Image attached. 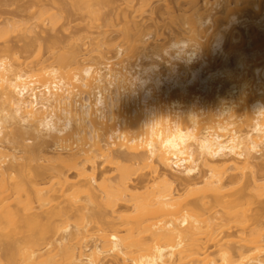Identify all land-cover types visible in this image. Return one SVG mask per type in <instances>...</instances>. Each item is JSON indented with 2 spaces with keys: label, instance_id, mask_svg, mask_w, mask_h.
Here are the masks:
<instances>
[{
  "label": "bare ground",
  "instance_id": "bare-ground-1",
  "mask_svg": "<svg viewBox=\"0 0 264 264\" xmlns=\"http://www.w3.org/2000/svg\"><path fill=\"white\" fill-rule=\"evenodd\" d=\"M250 5L260 12L241 14ZM75 6L101 19L91 0H76ZM195 6L187 38L159 47L160 54H143L133 64H125L123 59L114 63L116 67L107 62L101 67L80 68L72 54L62 50L54 55L53 64L41 65L52 79L35 86L27 80L37 75L20 68L11 78L13 64L7 57L0 58V99L6 105L0 108V204L11 200L13 193L28 214L34 200L52 201L40 186L53 178L77 191L86 185L61 178L63 172L55 166H38L43 154L75 169L78 180L86 177L87 162L106 156L111 163L124 159L148 168L169 184L150 188L145 180L134 182L128 168L116 163L118 176L105 179L103 203L117 213L118 222L113 223L110 237H102V243L95 246V259L81 251L66 259L41 260L43 246L54 234L52 223L37 213L24 218L8 204L11 209L0 210V221L8 218L9 234L20 232L22 237L14 250L3 246L0 238V251L14 253L7 257L9 261L264 264V258H257L264 257V205L251 214L244 207L247 189L252 184L260 186L255 179L224 181L229 168L252 166V152L264 156L262 0L217 1L216 12ZM142 32L137 21L125 15L120 30L123 44L114 59L145 48L147 35L143 37ZM163 56L166 59L161 64L158 60L163 61ZM39 75L43 78V73ZM74 82L84 90H76ZM20 151L24 163L19 168L6 166L8 157L16 158ZM159 167L180 173L185 181L183 194L176 192L175 180ZM201 167L207 169L205 180L194 181ZM227 183L238 187L226 192ZM143 189L145 195L139 193ZM88 190L94 193L92 184ZM121 203L128 204L129 215L120 213ZM95 218L92 213L90 219ZM232 228L242 233L241 241L253 247L254 258L248 259L241 249L235 255L220 248L224 236H232L226 234ZM246 229L252 232L250 237L243 236ZM65 232L58 243L73 233L69 228ZM207 242L219 247L218 257L205 250ZM188 257L192 260L186 263Z\"/></svg>",
  "mask_w": 264,
  "mask_h": 264
},
{
  "label": "rangeland",
  "instance_id": "rangeland-1",
  "mask_svg": "<svg viewBox=\"0 0 264 264\" xmlns=\"http://www.w3.org/2000/svg\"><path fill=\"white\" fill-rule=\"evenodd\" d=\"M91 1L93 7L100 11L101 19H96L87 10L75 6L76 0H0V58L7 57L13 64L10 77L12 78L22 68L31 76L37 75L27 80L34 82L35 86L50 81L52 78L48 73H44V70L42 71L41 65L48 67L53 64L54 55L62 50L71 53L78 61L80 68L90 65L95 68L101 67V63L107 62H111L112 67H116L114 63L123 59L125 64H133L143 54L149 56L160 54L159 47L187 38L190 18L193 16L195 5L207 11L213 9V12H216L219 10V7H216L217 1L224 2L225 0H210L208 3L203 0H198L197 3L191 0H179V2L177 0H115L113 4L107 3V0ZM231 1L234 2V0ZM168 5L171 7L170 11L167 9ZM262 8H264V0H262ZM259 12V9L254 5H250L241 14L255 16ZM125 15L129 20L134 18L137 21L143 30V37L147 35V41L143 45L146 47L141 46L132 54L115 60L116 51L123 44L120 30L124 24ZM216 27L217 25L210 34L215 31ZM226 44L225 42L224 48H226ZM153 58L157 59L155 56ZM162 58L163 61L158 60L161 64L164 63L166 57ZM147 61L150 59L143 60V63ZM39 73H43V78ZM73 84L77 86L76 90L79 92L84 90L80 84L76 82ZM0 108H6L3 99H0ZM74 146L71 145V147ZM121 154L125 155V153ZM252 155L251 167L240 164L239 169L229 168L224 175L225 182H228L230 178L241 181H254V179L257 181L260 187L252 184L247 189L248 196L244 202V207L250 214L264 205V156L255 151L252 152ZM51 157L49 154H43L38 161V166L44 169L55 166V170L63 172V174L59 173L61 178H68L71 183L85 182L86 185L77 191L70 185H60L59 180L53 178L50 182L40 186L45 197H49L52 201L47 200L40 203L34 200L33 209L29 210L28 214L22 210L20 204L16 203L17 196L13 193L11 200L0 204V210L9 209L10 207L7 205L10 204L16 211L21 212L24 218L37 213L45 219L48 218L52 223L55 229L54 234L43 246L41 260L62 257L66 259L81 251L94 259L96 258L94 255L95 246L102 243V237H110L113 232V223L118 222L117 213L103 203L107 185L105 179L118 176L116 163L120 162L128 168L129 175L134 182L140 179L145 180V185L150 188L157 185L169 186L167 182L156 178L148 168L133 165L132 161L124 159H116L114 163H111L106 156L97 157L94 163L87 162L84 171L86 177L78 180L75 177V169L61 165ZM23 163V153L20 151L16 158L8 157L6 166L12 165L19 168ZM159 168L161 172H167L170 178L175 180L176 192L183 194L186 188L180 173L175 168H169L166 171L163 167ZM200 172L201 174H198L194 181L203 182L205 180L207 169L201 167ZM107 183L110 182L107 181ZM90 184L94 187L92 194L88 190ZM227 185L226 192H231L238 187V184L229 185L227 183ZM2 186L0 178V187ZM146 191L143 189L139 193L145 195ZM74 201H77L76 204H73ZM120 206V213L124 215L131 213L127 203H121ZM92 213L97 218L90 219ZM0 222L1 244L3 246L10 245L13 250L16 249L22 238L20 232L16 235L9 234L8 218H2ZM87 224L89 226H86ZM67 228L73 233L62 243H58L62 237L66 236ZM238 231L236 228L226 231V234H232L230 237H226L227 235L224 236L225 233H222L220 237L224 236V238L220 248L229 249L235 255L238 254V249H241L246 252L248 259L254 258L257 253L253 252L252 246L240 240L242 233ZM251 234L252 232L246 229L243 236L250 237ZM7 239H10L11 242H8ZM203 247L210 253H216L215 257H218L219 247L209 242L204 243ZM10 255L9 253L5 255L0 251V263L17 264L7 259ZM257 258L264 257L260 255ZM191 260L192 257H188L185 262L188 263Z\"/></svg>",
  "mask_w": 264,
  "mask_h": 264
}]
</instances>
